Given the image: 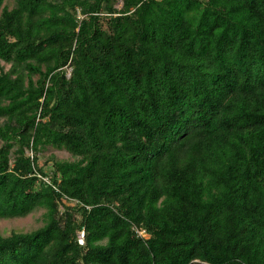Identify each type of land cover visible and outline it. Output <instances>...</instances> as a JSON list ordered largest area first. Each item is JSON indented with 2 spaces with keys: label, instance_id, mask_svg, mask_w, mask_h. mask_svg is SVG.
<instances>
[{
  "label": "trees",
  "instance_id": "1",
  "mask_svg": "<svg viewBox=\"0 0 264 264\" xmlns=\"http://www.w3.org/2000/svg\"><path fill=\"white\" fill-rule=\"evenodd\" d=\"M37 209L0 264H264V0H0V218Z\"/></svg>",
  "mask_w": 264,
  "mask_h": 264
},
{
  "label": "rangeland",
  "instance_id": "2",
  "mask_svg": "<svg viewBox=\"0 0 264 264\" xmlns=\"http://www.w3.org/2000/svg\"><path fill=\"white\" fill-rule=\"evenodd\" d=\"M46 156H53L59 159H71V155L60 147L48 146L45 151V156L40 158L41 162H44ZM41 213L42 209H37L25 217L0 218V233L2 235H9L12 231L30 232L35 230L42 225Z\"/></svg>",
  "mask_w": 264,
  "mask_h": 264
},
{
  "label": "built area",
  "instance_id": "3",
  "mask_svg": "<svg viewBox=\"0 0 264 264\" xmlns=\"http://www.w3.org/2000/svg\"><path fill=\"white\" fill-rule=\"evenodd\" d=\"M82 235H83V233H80V234H79L78 241H79L80 243H82Z\"/></svg>",
  "mask_w": 264,
  "mask_h": 264
}]
</instances>
